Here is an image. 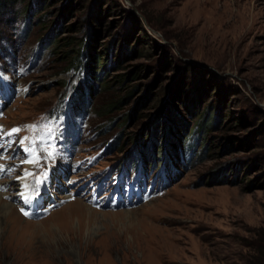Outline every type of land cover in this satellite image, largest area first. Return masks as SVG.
Segmentation results:
<instances>
[{"label":"rangeland","instance_id":"374dc122","mask_svg":"<svg viewBox=\"0 0 264 264\" xmlns=\"http://www.w3.org/2000/svg\"><path fill=\"white\" fill-rule=\"evenodd\" d=\"M0 128V264H264V0L0 4Z\"/></svg>","mask_w":264,"mask_h":264},{"label":"trees","instance_id":"16d2710c","mask_svg":"<svg viewBox=\"0 0 264 264\" xmlns=\"http://www.w3.org/2000/svg\"><path fill=\"white\" fill-rule=\"evenodd\" d=\"M1 1V0H0ZM7 1H10L11 3H14L15 2V0H2L1 1V5L2 6H4V4L7 2ZM130 40L131 39H126V38H124V39H122L121 40V45L122 46H125L126 44H128L129 42H130ZM84 46V52L86 53V55H87V61H86V65H85V68H86V70L88 71V72H91L92 74H93V72L95 73H97L98 72V70H96V68H97V66H99V62H100V60L101 59H104V57H102V56H99V55H97V52H96V50H95V48H94V46L91 44V42L88 44V42H86V44H84L83 45ZM138 53H139V51H138ZM78 54H79V52H78ZM78 54L76 55V56H71V57H69L71 60L69 61V63L71 64V63H73V64H75L77 61H78V58H79V60H80V58L83 56L82 54H81V56L80 57H77L78 56ZM120 60V59H119ZM69 64V65H70ZM104 65H105V63H104ZM140 70V69H139ZM90 73V74H91ZM129 97V96H128ZM117 103H120L119 101L118 102H116V103H109L108 105H105L104 107H103V109H105L104 111L106 112V114L105 115H107V114H110V113H113V108H115V105L117 104ZM194 109H198V107L197 106H195L194 107ZM162 110H164V108L163 109H160V111H162ZM159 111V112H160ZM170 111H172V110H170ZM104 112V113H105ZM169 112V111H168ZM168 112H167V114H168ZM166 114V115H167ZM171 114V115H170ZM173 114H175V112L174 111H172V112H169V119H170V121L172 120V121H175V115L174 116H172ZM201 114V112L199 111L198 112V115L197 116H199ZM207 114H210V113H208V110L207 111H205V113H204V116H203V118H201V120H199L198 121V123H197V126H196V128H199V130H201V131H203V132H207V131H210L211 130V128L213 127V126H215V124H216V114L215 113H211V115H212V117H214V119L213 120H211V118L210 117H207ZM210 115V116H211ZM196 116V117H197ZM171 121V122H172ZM154 124H156V126H158L159 124H161L162 123V121H161V114H159V115H157L156 117H155V122H153ZM175 128V131H176V134H178L180 131V128L178 127V126H175L174 127ZM150 129V128H149ZM179 129V130H178ZM150 131V130H149ZM196 132V130H194V133ZM167 134H168V132H167ZM193 135V134H192ZM187 137H190V135L189 136H187ZM151 138V137H150ZM189 145V144H188ZM174 147V148H176V146L175 145H173V144H171V147ZM172 147V148H173ZM174 150V149H173ZM259 250H261V248L259 249Z\"/></svg>","mask_w":264,"mask_h":264},{"label":"snow or ice","instance_id":"6c2138e0","mask_svg":"<svg viewBox=\"0 0 264 264\" xmlns=\"http://www.w3.org/2000/svg\"><path fill=\"white\" fill-rule=\"evenodd\" d=\"M26 127L31 128V127H34V126H26ZM20 131H21L20 128H13V129L11 130V132L8 133V135H11V134H13V133H19ZM0 134H3L2 128H0ZM25 139H27V138H25ZM20 144H24V140H21V141H20ZM24 151H25L26 153H32V152H33V150H32L31 148H27V147L24 148ZM51 155H52V153H49V156H51ZM37 162H38V160H37V157H36L35 155H33V156H32L31 158H29V159L21 160V163H22V164H24V163H27V164H34V163H37ZM2 170H3V165H0V171H2ZM30 175H32V173L25 172V174H24L25 177L30 176ZM45 175H46V174H45ZM17 179H18V180H19V179H23V177H17ZM40 183H42V181H39V180H38V181H37V184L39 185ZM24 187H25V188H28V185H24ZM34 191H38V188H37V189H34ZM24 202H25V203H31V198L25 196V197H24ZM21 211L23 212V214H24L25 216H30V215H31V213H29L28 211L24 210L23 208L21 209Z\"/></svg>","mask_w":264,"mask_h":264}]
</instances>
